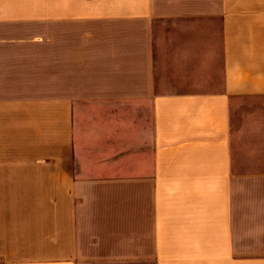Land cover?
Listing matches in <instances>:
<instances>
[{
	"label": "crops",
	"instance_id": "obj_1",
	"mask_svg": "<svg viewBox=\"0 0 264 264\" xmlns=\"http://www.w3.org/2000/svg\"><path fill=\"white\" fill-rule=\"evenodd\" d=\"M0 264H264V0H0Z\"/></svg>",
	"mask_w": 264,
	"mask_h": 264
},
{
	"label": "rangeland",
	"instance_id": "obj_2",
	"mask_svg": "<svg viewBox=\"0 0 264 264\" xmlns=\"http://www.w3.org/2000/svg\"><path fill=\"white\" fill-rule=\"evenodd\" d=\"M88 31V29H82V28H78L76 27L75 29V36H77V44L78 45H82L83 41H84V37L85 36H89L86 35V32Z\"/></svg>",
	"mask_w": 264,
	"mask_h": 264
}]
</instances>
